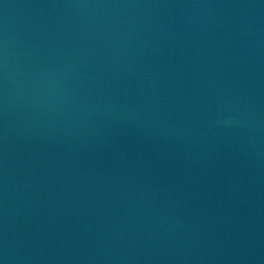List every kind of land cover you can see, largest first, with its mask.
I'll return each instance as SVG.
<instances>
[{
	"label": "water",
	"instance_id": "1",
	"mask_svg": "<svg viewBox=\"0 0 264 264\" xmlns=\"http://www.w3.org/2000/svg\"><path fill=\"white\" fill-rule=\"evenodd\" d=\"M0 264H210L28 0H0Z\"/></svg>",
	"mask_w": 264,
	"mask_h": 264
}]
</instances>
